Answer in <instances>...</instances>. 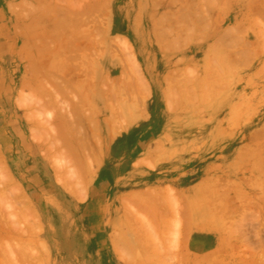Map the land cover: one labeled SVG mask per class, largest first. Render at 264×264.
<instances>
[{
    "label": "rangeland",
    "instance_id": "obj_1",
    "mask_svg": "<svg viewBox=\"0 0 264 264\" xmlns=\"http://www.w3.org/2000/svg\"><path fill=\"white\" fill-rule=\"evenodd\" d=\"M0 264H264V0H0Z\"/></svg>",
    "mask_w": 264,
    "mask_h": 264
}]
</instances>
